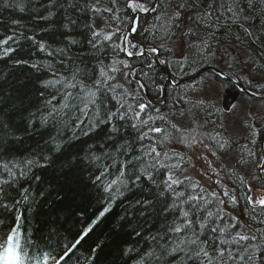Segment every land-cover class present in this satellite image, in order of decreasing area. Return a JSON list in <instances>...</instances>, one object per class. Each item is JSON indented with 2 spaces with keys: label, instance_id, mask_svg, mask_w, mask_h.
<instances>
[{
  "label": "snow or ice",
  "instance_id": "snow-or-ice-1",
  "mask_svg": "<svg viewBox=\"0 0 264 264\" xmlns=\"http://www.w3.org/2000/svg\"><path fill=\"white\" fill-rule=\"evenodd\" d=\"M9 8L47 22L40 33L48 39L20 35L53 59L13 60L49 74L36 80L42 108L20 122L15 109H0V264H80L82 252L87 264H116L93 236L118 199L158 224L143 248L120 251L135 264H264V0H0V10ZM151 14L167 23L149 39ZM18 43L15 29L0 39V61L23 51ZM238 95L247 99L236 102ZM184 104L190 107L177 108ZM192 109L205 113L203 122L199 112L188 120ZM58 124L96 134L100 143L84 159L98 170L93 186L107 195L91 215L58 197L62 206L32 229L28 247L37 252L30 254L20 242V221L29 218L19 206L36 205L35 219L39 205L23 182L40 180L34 170L50 167L64 145L59 133L49 135L19 159L12 145L21 130ZM197 128L204 130L197 135ZM175 144L199 145L221 162L202 157L218 191L186 174L191 160ZM121 157L115 179H107ZM105 160L111 165L99 163ZM38 232L47 234L43 247Z\"/></svg>",
  "mask_w": 264,
  "mask_h": 264
},
{
  "label": "trees",
  "instance_id": "trees-1",
  "mask_svg": "<svg viewBox=\"0 0 264 264\" xmlns=\"http://www.w3.org/2000/svg\"><path fill=\"white\" fill-rule=\"evenodd\" d=\"M17 2H20V0H17ZM167 2L168 0H159V3L165 6ZM159 14L163 16L162 11ZM155 15L146 16L147 23L144 25L145 27L156 25L153 33L148 35L149 39L153 35L159 36L161 26L167 23L164 19L156 20ZM13 20L20 21L18 27L12 24ZM42 27H48L47 22L34 20L30 11L22 14L11 8L0 10V39L13 34V29H15L16 39L19 43L14 44L13 47H23V51L13 53L11 58L0 61V109L5 111L15 109L16 111L13 114L16 122H20L21 116L27 117L29 112H36L38 108L43 107V99L38 95L39 89L36 80L38 75L40 78L47 79L49 74L46 72L37 74L26 66H15L13 64L15 59H31L34 62H46L53 59L46 57L43 53L36 52L31 41L23 38V36L36 35L37 39L42 36L44 39H48L46 35L40 33ZM20 33H23V36ZM76 38L79 39L80 37L77 35ZM57 39L62 40L63 38L57 36ZM53 46L55 47V45ZM54 63L57 67L59 66L58 58L54 60ZM94 63L95 61L91 62V64ZM91 64H89V67H91ZM61 71L63 72L65 69H61ZM200 116L205 118V113H200ZM189 117L190 113L188 114ZM157 123L159 124V121ZM58 133L62 137L63 151L54 158L50 167L34 170L33 175L39 176L40 180L30 179L23 182L24 187L30 189L39 205V214L35 219H33V214L37 212L36 205L28 208L26 212L25 208L27 206L25 204L19 206L20 212H24L29 218L27 222L24 219L20 221V242L30 254L37 252L36 247H28L29 237L34 235L32 229L37 226V221L50 218L55 210L62 206L58 202V197H64V203L71 202L74 205H79L88 215H91L102 209L104 197L107 195L101 187L93 186L91 180L98 174V170L95 166L88 165L84 159L88 154L89 147L100 143L95 133L84 135L82 129L71 126L65 128L62 124L55 127L50 125L39 133L33 132L31 128L28 132L21 130L16 135H19L22 139L12 145L13 155L17 159L23 158L32 153L37 144H42L44 140L48 139L49 135L55 136ZM96 154L99 155V151ZM124 159L126 158H119L117 166L109 168L112 175L108 176L107 179H115L116 167H119L120 162ZM99 163L111 165V161L108 160ZM40 192L44 193L43 197L38 195ZM11 196H16V193H11ZM2 215L7 216V214ZM10 223L11 219L5 218L4 230H7V225ZM157 226L158 224L153 216L133 214V210L128 207V199H123V201L118 199L112 206L111 212L101 220L95 229L93 239H99L106 245L105 252L112 253L116 264H124L125 260L128 261V264H135L134 259L129 260L127 256L121 257L120 251L129 247L143 248L148 233H154ZM136 231H139L141 235L137 236ZM35 235L39 247H43L48 243L45 232H38ZM35 242L33 241V243ZM51 243L54 245L55 240L53 239ZM80 255L82 257L80 264H87V252H82Z\"/></svg>",
  "mask_w": 264,
  "mask_h": 264
},
{
  "label": "rangeland",
  "instance_id": "rangeland-1",
  "mask_svg": "<svg viewBox=\"0 0 264 264\" xmlns=\"http://www.w3.org/2000/svg\"><path fill=\"white\" fill-rule=\"evenodd\" d=\"M192 98H193V100L195 99L194 96ZM242 99H247V98L243 97L241 95H238L236 102H239ZM222 100H223V97L221 96L216 101V103L221 104ZM229 100H231L230 97H229ZM177 106H178L177 108L181 107V105H177ZM182 107L187 109L190 106L187 104H184V105H182ZM162 112L168 113V109L162 108ZM197 112H199V116H200V113H202L198 109H192V112L190 113V117L188 118V120H195L194 113H197ZM181 119H183V118H181ZM204 119L205 118L200 116V122H203ZM193 128H196L195 123L193 124ZM205 129L207 131H212L211 126L209 127V125H205ZM202 130H204V129L197 128L196 134L198 135L199 132ZM153 135H155V134H153ZM232 139L233 140H239L240 142H246L243 136H233ZM207 143H211V141H207ZM249 146L251 147V145H249ZM173 147L176 151H179L182 155H184L186 158H190V160H191V164L188 165L185 169L186 174L190 175L194 181H199L201 186L208 189L209 191H218V188L214 184V180L217 177H213L211 175V173L205 174V169H206L207 165L202 160V157L207 156L208 159L212 160L214 164H220L221 162L219 160H217L215 157H212L210 152H208L205 148H203L199 145L194 146L192 149H188L187 147H185L184 145H181V144H175ZM236 215H239V213L237 212Z\"/></svg>",
  "mask_w": 264,
  "mask_h": 264
},
{
  "label": "bare ground",
  "instance_id": "bare-ground-1",
  "mask_svg": "<svg viewBox=\"0 0 264 264\" xmlns=\"http://www.w3.org/2000/svg\"><path fill=\"white\" fill-rule=\"evenodd\" d=\"M217 130H219V129H217ZM242 202H243V201H242ZM242 202H241V203H242Z\"/></svg>",
  "mask_w": 264,
  "mask_h": 264
}]
</instances>
